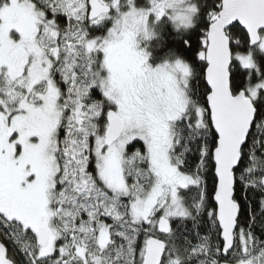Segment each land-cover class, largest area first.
Returning <instances> with one entry per match:
<instances>
[{"label": "snow or ice", "instance_id": "obj_1", "mask_svg": "<svg viewBox=\"0 0 264 264\" xmlns=\"http://www.w3.org/2000/svg\"><path fill=\"white\" fill-rule=\"evenodd\" d=\"M0 264H264V0H0Z\"/></svg>", "mask_w": 264, "mask_h": 264}]
</instances>
